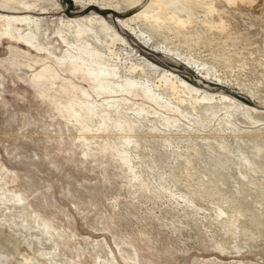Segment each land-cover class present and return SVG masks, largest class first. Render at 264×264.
<instances>
[{
	"label": "rangeland",
	"instance_id": "rangeland-1",
	"mask_svg": "<svg viewBox=\"0 0 264 264\" xmlns=\"http://www.w3.org/2000/svg\"><path fill=\"white\" fill-rule=\"evenodd\" d=\"M133 1L0 0L39 17L0 31V264H264V0L153 27ZM80 54L137 85L99 90Z\"/></svg>",
	"mask_w": 264,
	"mask_h": 264
},
{
	"label": "bare ground",
	"instance_id": "bare-ground-1",
	"mask_svg": "<svg viewBox=\"0 0 264 264\" xmlns=\"http://www.w3.org/2000/svg\"><path fill=\"white\" fill-rule=\"evenodd\" d=\"M4 1L6 3H13V2H16L18 0H4ZM208 1H210V0H208ZM208 1L207 0H134L133 1L134 7L140 6V8L138 10H136V13L132 14L128 18H123L121 21L130 25L132 23V21H134V20L144 19L149 24V26H151V27L157 26L158 20L163 16L162 14L167 12L166 11L167 6L168 5L170 6V4H172V5H174L175 8L178 6L177 8L180 7V9H183V10H185V12L186 11L188 12V13L186 12L188 14L187 15L188 17L186 19L181 18L180 17L181 15L180 16L176 15V14H171V16L167 15V17H169L171 20H174L175 22L182 24L185 21L191 20V18L195 15L196 10H198V9L203 10V11H204V9H206V11L211 14L213 11V9H212L213 5H211V3ZM25 3H28V1H26ZM37 6H40V5H37L36 3H32V4H30L29 7L36 8ZM202 7H205V8L203 9ZM154 8L157 10V12H156L157 14L155 13V15H152V14L149 15L150 11ZM152 11H154V10H152ZM207 12H205V13L208 14ZM197 13H198V11H197ZM204 15L205 14H203V16ZM199 16H202V15H199ZM207 16L209 17V14ZM207 16H205V18L200 17V19L196 18L195 21L200 22V23L201 22L205 23V21H208V23H206V25L209 26V27H207L208 29L211 26H218V28L222 27V25L220 26L218 24L213 23L214 21H212V20L210 21V18H208ZM82 18H84V16L83 17L81 16V17H76V18H70V20L71 21H79ZM206 18H208V19H206ZM165 19L167 21V18H165ZM38 20H39V17H35L34 15H31L29 13L16 14V13L0 11V31L2 33L9 34L12 37L22 36L24 39H26V41L31 42L32 36L27 34V33L24 34L23 31H20V29H21L20 27L23 24L37 25ZM197 22L195 24H197ZM196 26H198V25H196ZM193 27H195V26H193ZM224 28H223V30H224ZM85 31H87V27H81L78 30L79 34H77V35L80 37H85V35H83ZM141 33L144 34L143 31ZM237 42H239V41H237ZM92 53H94V52H92ZM71 56H75V55L72 53ZM100 65H101L100 62H95L94 60L90 59L89 57L85 56L84 54H80V56H78V58L71 59L69 61V68L71 71L81 72L85 76L86 79H88L89 81H91L94 84V86L96 88H98L99 90H102L103 92H105L107 94H110V95L116 94L117 96L124 95L126 93L132 92L133 88H135V86L137 85L138 80L136 78V75L133 74L134 70L137 68L136 66L132 69L131 74L126 79H124L122 82H120V81H112V79L109 80V78H112V77H109L108 75L112 74V71H110L107 67H103ZM54 72L55 71L53 70V68L50 65H44L42 67V69L36 74V77L37 78H45L46 76H48L49 78H53L55 76ZM178 80L183 85L191 86L186 81H184L182 79H178ZM143 91H144V94L151 100L160 101L163 97L160 93L153 91V88L150 85L145 84V83H144ZM224 98L230 99L232 97L226 95V96H224ZM85 105L87 106L88 111H93L91 109V106L89 104L88 99H86Z\"/></svg>",
	"mask_w": 264,
	"mask_h": 264
}]
</instances>
